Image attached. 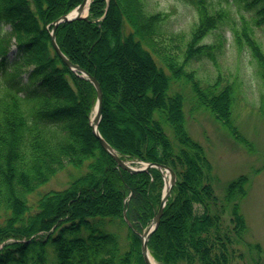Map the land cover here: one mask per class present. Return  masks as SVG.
Here are the masks:
<instances>
[{
  "label": "trees",
  "instance_id": "trees-1",
  "mask_svg": "<svg viewBox=\"0 0 264 264\" xmlns=\"http://www.w3.org/2000/svg\"><path fill=\"white\" fill-rule=\"evenodd\" d=\"M237 1L247 8L250 16L242 18L239 25L229 24L224 14L226 7L219 6L220 0L217 4L213 0H193L198 19L191 28L182 62L203 54L211 57L212 52L206 50V44H200L201 39L221 25L229 24L234 41L250 49L258 73L264 78V48L254 36L255 27H264V0ZM81 2L22 0L24 6L20 13L14 6L6 5V0H0V22L11 26L0 36V264H146L140 252L138 232L150 224L158 208L164 187L163 174L156 167L127 172L102 148L89 147L90 136L83 122L77 120L83 119L96 137L90 125L96 90L92 82L64 64L51 43L52 23ZM163 21L160 13H149L144 8L143 0H91L87 17L59 23L54 35L65 57L95 77L102 88L98 125L102 138L122 158L163 163L175 173L160 223L148 239L153 259L160 264H231L238 256L234 244L252 247L245 241L247 225L238 204L246 193V177L228 183L221 199L213 193L205 151L198 142L190 140L183 129L182 98L168 95L169 80L178 77L175 73L179 72V66L174 62L178 57L159 56L160 66L147 44L142 42L143 37L152 34ZM78 30L88 41L92 38V43L96 41L93 32L103 33V36L107 33L111 37L110 45L121 44L120 56L140 66L141 75L148 74L149 81L129 80L123 68L121 74L126 82L115 78L112 89L107 78L104 88L96 72L102 75L106 70L103 65L96 70V62L99 65L106 54L104 40L97 43L94 56L88 57L89 65L78 56V45L72 44L71 38ZM38 37L37 49L43 52L42 56L33 54ZM12 38L18 45L28 42L29 47L20 58L18 55L7 64L4 47ZM137 48L140 55L136 53ZM46 74L52 76L47 86L22 89L21 82L16 81L23 77L35 81ZM191 79L195 80L192 85L198 105L226 127L232 138L245 143L231 116L233 85L226 83L218 89V78L202 89L193 73ZM146 83L150 87L143 93ZM135 96L141 97L137 103L143 110L145 125L137 127V140L131 147L128 139L107 135L101 120L104 104L111 110H116L117 106L122 109L121 120H125V111L130 109L126 110L125 105L132 106ZM74 100L81 104L79 111H59ZM134 113L140 114L139 111ZM164 121L172 129L173 141L162 127ZM66 164L75 168L84 166L85 170L62 189H51L30 200V194L49 182ZM108 165L117 187L114 202L109 197L91 199L86 192L78 199L77 193L85 185L101 184ZM106 187L112 188L109 184ZM137 192L148 205L145 210L136 207ZM124 213L130 226L124 220ZM78 217L84 219L76 220ZM225 220L231 226H227ZM116 221L126 228L122 239L113 230L106 229ZM31 246H34L32 251ZM254 246L259 253V247Z\"/></svg>",
  "mask_w": 264,
  "mask_h": 264
},
{
  "label": "rangeland",
  "instance_id": "rangeland-1",
  "mask_svg": "<svg viewBox=\"0 0 264 264\" xmlns=\"http://www.w3.org/2000/svg\"><path fill=\"white\" fill-rule=\"evenodd\" d=\"M6 1V5L14 6L15 10L19 12L22 11V7L24 6L22 0ZM143 1L144 8L149 13H160L164 21L159 28H155L152 34L144 36L142 42L147 44L157 64L160 66H162V64L159 62V56H168L170 59L172 56L178 57L176 58L177 60L174 61L176 66H179V72L175 73L178 77L173 75L175 78L169 80L170 88H168V95H178L182 98L181 107L183 116H181V120L182 122L184 121L183 129H185L186 133L189 135L190 140L198 142L201 149L205 151L207 161L210 163L213 193L216 194V197L221 199L224 195V188L228 183L238 180L239 177H246V193L239 199L238 204L239 212L243 215L245 225H247V230L244 235L245 241L250 243L252 247L234 244L238 256L235 257L231 264H264V102L262 101L264 100V78L258 73L257 63L253 60L250 49L245 44L238 46L234 41L233 32L229 28V24L235 23L239 25L241 24L242 18L245 17V19H248L250 17L249 11L243 4H239L237 0H220L219 6L226 7L224 14L229 18V24L221 25L218 30H213L210 34L202 38L200 42V44H206V50L212 52L213 55L209 57L203 54L200 55L199 58H193L189 62L184 63L181 61L182 54L188 42V37L192 30L191 28L198 19L193 0ZM213 1L217 4L218 0ZM111 20H113V18H111ZM10 28L11 26H9V24L0 22V36L6 31H9ZM93 35V37L96 38L95 43H92V38H89L88 41V38L81 36L78 30L71 38L72 44L78 45V56L86 63L88 57H93L95 51H97V43L100 40H104V44L107 48L106 54L104 58L100 60L99 65L98 62H96V70H98L99 66L102 67V65L104 69H106L102 75L100 72L96 71L98 76L101 77L104 88L105 79L107 78L109 79L110 85L112 83V89L115 87L116 82L114 80L118 74L122 76L121 70L123 68L122 71L130 77L129 80H134L136 78L135 80L142 79L149 81L150 76L148 74L146 77L141 75L140 66L135 65V62L133 64L131 59L125 58L124 56L122 57V55L120 56L119 50L121 44L120 46L112 47L113 45L109 43L111 37L107 33L103 36V33L99 35L95 31ZM254 36L262 43V48H264V27H255ZM39 41L38 37L35 41L36 48L33 54L42 56L43 52L37 49V43H39ZM5 45V58L7 59V64L13 62L18 55L20 58L23 50L29 47V43L24 41L18 45L14 38ZM136 53L140 55L138 48L136 49ZM165 71L168 73L167 69H165ZM191 73H193L194 77L198 80L197 84L199 88L202 89H206L209 84L211 85L218 78V89L226 83H231L233 85L234 92L231 104V116L234 124L238 127L240 136L245 138V143L239 138H232L226 127H223L203 106L198 105L199 103L196 102L197 99L192 85L195 80H189ZM49 76L50 75L46 74L43 78L40 77L35 81L26 80L23 77L22 79L18 78L16 81L21 82L22 89H32L43 85H49L52 82V76ZM122 78L123 81L126 82L123 76ZM137 85H139V83ZM149 87L148 83H146L143 91H141L145 93ZM48 90H51V88H48ZM106 90L109 91L107 88ZM140 98L135 96V99H133L132 97L131 99L134 101L131 103L132 106L130 107H128L129 104L125 105L123 103L126 110L130 108L127 110L129 113L125 111V114L128 113L125 120H121L122 109H119L118 106L116 110H111L109 105H103L104 111L101 120L103 131L114 139L116 137L118 139L120 138V140L128 139L131 143V147L134 146L137 140V127L141 126L142 128L145 125L143 110L140 109L139 103H137ZM79 105L81 104H78V101L74 100L70 105L60 107L59 111L66 112L68 110L67 112L69 113H76V111L80 109ZM136 111H139L141 115H132L133 112ZM145 114L147 115V113ZM154 117L156 118L155 114ZM77 121L80 123L83 122L85 126L84 130H86V133L90 136L89 147L97 146L101 150V143H99V141L97 142L96 137L90 133L84 120L78 119ZM107 121L109 122L108 124ZM162 127L170 140L173 141L174 134L172 133V129H169V123L164 121ZM84 170V166L82 168H75L66 164L61 172L51 177L49 182L40 186L36 192L30 194V197H28L31 200L40 193L51 191V189H62V187L73 181L74 177L82 174ZM104 172L105 178L101 181V184L99 183L100 185L95 184L92 186H90V184L87 186L85 185V187L77 193V195H79L78 199L80 198L81 200L86 192L89 194L87 197L91 199H107V197H109L114 202L117 187L115 178L109 171V165ZM108 184L112 187L111 190L106 187ZM101 188L104 190L100 191ZM104 193H106V195H104ZM74 204H77V201ZM50 208H52L51 205ZM85 211L88 213L90 210L87 209ZM61 212L63 211L60 210V213ZM225 217L226 220H228L229 215ZM80 219L82 220L84 218L78 217L76 220ZM66 220H68V218ZM226 220L225 222L227 223ZM226 225L231 226L230 223ZM106 229L107 231L113 230L120 235L121 239L127 232L126 228L119 221H116L111 228L109 227ZM159 230L158 237L160 238L162 229L160 228ZM255 244L259 247V253L258 248L254 246ZM30 248L32 251L34 246Z\"/></svg>",
  "mask_w": 264,
  "mask_h": 264
},
{
  "label": "water",
  "instance_id": "water-1",
  "mask_svg": "<svg viewBox=\"0 0 264 264\" xmlns=\"http://www.w3.org/2000/svg\"><path fill=\"white\" fill-rule=\"evenodd\" d=\"M81 1L82 2L80 4H78L77 7H75L73 10L69 11L65 15H61L60 17L56 18L55 21L52 23L53 26H52V29L50 31L51 43H52V46H54L56 54L59 57H61V59L63 60L64 64L67 67L71 68L72 70H74L79 75L81 74L82 76L87 78L90 82H92L94 85V89L96 90V99L97 100H96L94 110H93L94 113L92 115V118L90 119V122H91L90 125L92 128V132L95 133L96 137L98 138L99 143H101L103 150L106 151L108 154H110V156L114 159L116 164L127 172L129 171V172L135 173V172H139L142 170H146V169L150 168L151 166H154V167H157L160 170V172H162V174H163L164 188L162 190V194H161L162 197H161L160 203L158 205V208L155 211L150 224L147 225L146 227H144L141 232H138L139 236H140V241H141L140 252L142 254V259H143L144 263L151 264L149 262V258H148L149 255H151V253L149 252V249H148V239L153 234V232L156 230L155 228L160 223V220H161L160 217L162 216L163 208H164L163 206L166 203L167 199L169 198L171 188L173 187V183L175 181V173L173 172V170H171L170 167H168L167 165H165L163 163L158 164V163H153L150 161L149 162H142L139 159L138 160H136V159L124 160L122 158V156L120 154H118L105 139L102 138L100 132H98V125L100 123V118H101V113H102V110H101L102 90L99 86V83L95 77L88 74L82 67H78L76 64L72 63L69 60V58L65 57L62 54V52L60 51L59 46H57V44L55 43L54 33H55V30H56L57 26L59 25V23L77 20L78 18H82V17L87 16L89 3L91 0H81ZM85 10L87 12L86 14L84 12ZM124 220H126V222L129 226L131 225V222L129 221V219H127L125 213H124Z\"/></svg>",
  "mask_w": 264,
  "mask_h": 264
},
{
  "label": "bare ground",
  "instance_id": "bare-ground-1",
  "mask_svg": "<svg viewBox=\"0 0 264 264\" xmlns=\"http://www.w3.org/2000/svg\"><path fill=\"white\" fill-rule=\"evenodd\" d=\"M85 12V14L87 13L86 12V10L84 11ZM122 78V76H120L119 74L116 76V79H117V81L118 82H120L121 80L123 81V78ZM123 83H124V81H123ZM126 85V84H125ZM135 113L133 112V114L132 115H134ZM126 116H128V114L126 113ZM101 119V118H100ZM141 193H138L137 192V194L135 195V204H136V207L138 208V209H142V210H145L147 207H148V205H147V203H146V201H145V199L142 197V195H140ZM142 216H145V214L143 213V215ZM149 262L151 263V264H160L159 262H157L155 259H153V257L151 256V255H149Z\"/></svg>",
  "mask_w": 264,
  "mask_h": 264
}]
</instances>
